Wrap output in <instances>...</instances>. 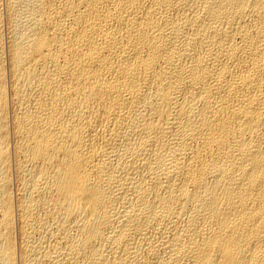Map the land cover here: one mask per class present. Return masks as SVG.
Instances as JSON below:
<instances>
[{"label": "bare ground", "instance_id": "1", "mask_svg": "<svg viewBox=\"0 0 264 264\" xmlns=\"http://www.w3.org/2000/svg\"><path fill=\"white\" fill-rule=\"evenodd\" d=\"M0 264H264V0H0Z\"/></svg>", "mask_w": 264, "mask_h": 264}]
</instances>
